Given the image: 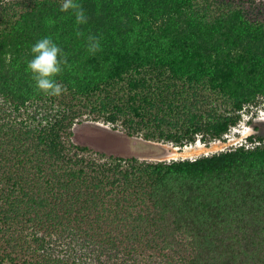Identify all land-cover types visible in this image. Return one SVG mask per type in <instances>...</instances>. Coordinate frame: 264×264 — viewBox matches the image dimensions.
Here are the masks:
<instances>
[{
    "label": "trees",
    "instance_id": "16d2710c",
    "mask_svg": "<svg viewBox=\"0 0 264 264\" xmlns=\"http://www.w3.org/2000/svg\"><path fill=\"white\" fill-rule=\"evenodd\" d=\"M78 2L87 24L61 0H0V264H264V136L159 162L66 142L84 116L180 147L225 139L264 101V3ZM48 35L70 65L59 96L25 70Z\"/></svg>",
    "mask_w": 264,
    "mask_h": 264
},
{
    "label": "rangeland",
    "instance_id": "374dc122",
    "mask_svg": "<svg viewBox=\"0 0 264 264\" xmlns=\"http://www.w3.org/2000/svg\"><path fill=\"white\" fill-rule=\"evenodd\" d=\"M257 3L264 0H255ZM74 135L67 144L85 145L90 148L88 154L99 161H111L112 156L137 157L144 162L171 161L179 158L195 159L202 155H211L242 145L251 147L250 135L264 136V101L247 108L242 120L231 128L230 137H225L222 144H205L198 141L191 146L180 147L165 141L145 140L141 135H128L121 124L112 125L104 120H95L93 116H84L73 127ZM75 150L74 147H71ZM104 153L105 155H101Z\"/></svg>",
    "mask_w": 264,
    "mask_h": 264
},
{
    "label": "clouds",
    "instance_id": "9594fccd",
    "mask_svg": "<svg viewBox=\"0 0 264 264\" xmlns=\"http://www.w3.org/2000/svg\"><path fill=\"white\" fill-rule=\"evenodd\" d=\"M59 10L70 12L75 17L76 25L88 23L89 18L78 0H61ZM87 49L92 54L101 50L100 38L89 35ZM30 53L31 59L26 62L25 70L31 74L36 89L49 96L66 92V87L58 82L57 77L70 65L65 50L56 39L48 35L36 40L30 47Z\"/></svg>",
    "mask_w": 264,
    "mask_h": 264
},
{
    "label": "built area",
    "instance_id": "2783aa9c",
    "mask_svg": "<svg viewBox=\"0 0 264 264\" xmlns=\"http://www.w3.org/2000/svg\"><path fill=\"white\" fill-rule=\"evenodd\" d=\"M236 126H234V127H232V128H235ZM225 137H230L229 136V132L225 135ZM198 141H200V140H198ZM198 141H196L195 143H197ZM224 140L223 139H215L214 141H213V143L214 144H222V142H223ZM194 144V143H193ZM193 144H188V145H185L184 147H186V146H191V145H193Z\"/></svg>",
    "mask_w": 264,
    "mask_h": 264
}]
</instances>
